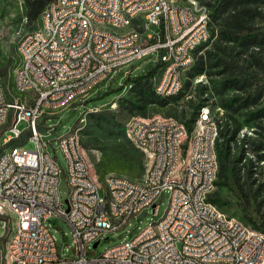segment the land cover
Masks as SVG:
<instances>
[{"label":"built area","instance_id":"obj_1","mask_svg":"<svg viewBox=\"0 0 264 264\" xmlns=\"http://www.w3.org/2000/svg\"><path fill=\"white\" fill-rule=\"evenodd\" d=\"M59 1L67 16H75V23L67 29L52 26L54 16L48 4L40 15L43 23L26 32L19 42L18 60L26 52H34V60L20 64L19 73H13L14 90L32 99V107L17 113L23 100H11L7 91L6 97H0V119L9 124L0 127L4 128L0 133V242L10 231L11 213L20 216L18 249L2 253L0 264H264V234L246 233L244 224L234 226L225 213L206 202V192H214L206 191L211 162L190 167L191 156L199 157L201 152L211 155L212 139H219L212 137V125H218L212 111L221 107L208 114V125L195 121L191 133L177 119L166 124V116L158 121L156 136H149L148 124L143 126L140 139L132 143L145 152L148 162H152L153 153L165 152L167 172L157 167L139 180L107 175L99 181L81 147L79 125L62 134L58 125L46 124L41 135H33L34 125L57 115L53 107L63 100V94L55 96L56 86H63V93L83 90L79 105L113 85L127 91L132 83L126 81L134 70L122 74L121 70L144 56L155 55L153 65L164 57H179V65L158 71L153 84L185 88L188 71L181 70V60L195 59V51L212 39L208 8L202 3L193 5L192 0H127L123 8L138 15V22L130 23L122 21V13L109 9L107 0ZM165 12H172V23H165ZM98 20L119 25V30L127 31V38L106 29L96 33ZM44 21H51V28L39 33ZM130 24H138L137 33H130ZM63 32H71L72 40H63ZM82 51H89V63L78 65ZM52 72L69 73V80H52ZM0 85L4 86L2 78ZM73 106L65 101L62 111ZM22 123H26L23 129ZM17 140L33 141L37 148L25 153L17 148ZM153 144H162V151H153ZM56 146L63 152L65 167L57 154L50 152L51 147L56 153ZM5 156H12L11 165H2ZM62 175L70 189L69 211L59 192ZM192 176H200L199 200H192L188 193ZM105 187H112V205L104 204ZM165 191L170 195L169 205L159 217L157 201ZM15 205H22V212H15ZM150 208L155 218L141 232L95 255L94 245L105 239V233L123 230ZM57 218L71 226V245H59L51 233L48 224ZM25 237H33V247H25Z\"/></svg>","mask_w":264,"mask_h":264},{"label":"trees","instance_id":"obj_2","mask_svg":"<svg viewBox=\"0 0 264 264\" xmlns=\"http://www.w3.org/2000/svg\"><path fill=\"white\" fill-rule=\"evenodd\" d=\"M53 1L22 0L27 23L38 22L44 9ZM197 1L209 10L212 39L195 51V64L187 72L184 90L191 88L192 78L197 76L204 75L210 80H217L212 81V86L199 85L200 88L196 91L200 93L202 100L193 109L189 119L186 118V111L179 109V106L173 107V113H169L168 117L185 123L191 133L196 128L195 121L199 120L203 106L213 104V108L221 107L225 110L224 116L216 119L220 127L222 126L216 142L219 171L216 188L210 194L209 201L222 210L230 207L232 200L223 195L221 190L234 185L243 198L244 211L255 205L259 214L264 206V201L261 200L264 192V107H258L263 102L264 91L257 88L253 70L261 66L259 57L264 53V33L258 31L256 26L264 0ZM214 40L213 52L206 50ZM159 67V64L153 65L145 74L126 81L132 83L130 97L124 99L120 106L131 114L129 119L134 116L148 117L147 110L150 106L165 109L172 103L171 100L181 95L180 93L175 97L165 98L156 95L153 78ZM7 74V68H0V76L7 78ZM214 98L218 99V104L210 102ZM95 116V113L91 114L90 120ZM97 119L104 122L101 115ZM78 122L79 120L76 124ZM245 124L257 128L254 129L253 138H240ZM117 135L123 136L122 144L118 151L104 154L103 160L96 165L97 174L100 177L105 176L110 171L112 156H121L130 159L138 178H142L147 170L145 152L131 142L127 132L125 135V127L123 133L118 131ZM186 149L187 144L184 146V154ZM250 153L252 155H248ZM248 220L252 222L251 219Z\"/></svg>","mask_w":264,"mask_h":264},{"label":"rangeland","instance_id":"obj_3","mask_svg":"<svg viewBox=\"0 0 264 264\" xmlns=\"http://www.w3.org/2000/svg\"><path fill=\"white\" fill-rule=\"evenodd\" d=\"M261 16L256 21V26L258 31L264 33V6L261 7ZM38 23H41L39 18L38 22L27 23L25 20V8L22 0H0V68H7L8 74L7 78H3L4 86L8 92L9 98L11 100H23L27 102L29 99H25V95L16 92L14 90L13 84V69L16 66L18 61V46L21 37L28 31L36 28ZM40 27V24H39ZM213 43L207 46L206 50L212 51ZM260 67H257L253 70L255 74V83L259 90L264 91V53H261L260 57ZM155 62V55L144 56L140 59H137L133 65L124 67L121 70V74L128 70H134L133 77H137L148 72ZM190 71V70H186ZM252 72V70H251ZM188 76V74H186ZM204 76V75H202ZM217 80V78L210 80V78H201L197 76L192 78V85L190 89H183L179 97L171 100L172 102L167 108H155L150 106L147 110L149 117L158 116L160 118H174L168 117L169 113H173V107L179 106V109L186 111V118L189 119L193 112V109L200 103L202 97L200 93L196 91L199 89V85H208L212 86V81ZM207 83V84H205ZM127 91H120V87L113 85L112 88L99 91L95 94L86 105H76L70 109L61 111L57 115H52L51 117H46L44 121L40 124V128H43L47 125L59 127V132L66 134L70 132L75 125L81 127V142L82 146L85 149L88 160L92 166L91 173L95 174L99 181H102L107 175L111 176H121L127 177L133 180H139L138 174L133 170L129 158L112 156V163L109 165L110 171L103 177H100L96 172V165L103 160V156L106 152H116L119 149V145L123 142V136L118 137V131L123 133L129 122V114L127 111L121 108V104L124 99L130 97V89ZM110 91V92H109ZM157 95V94H156ZM216 95V93H215ZM177 96V95H176ZM217 96V95H216ZM215 96V97H216ZM175 97V96H173ZM207 97V96H206ZM210 97L211 94H210ZM212 103H219L217 98L210 100ZM213 105V104H212ZM264 107V99L259 109ZM176 109V108H174ZM97 115L90 120L91 114ZM102 116L104 122H100L97 117ZM111 119V120H110ZM79 120L78 124L77 121ZM107 120V121H106ZM112 122V123H111ZM5 128H8L9 124L4 125ZM2 126V127H4ZM26 123H22L20 128H24ZM4 128H2L3 130ZM255 126L251 124H245L244 129L240 135V138L244 136L253 138ZM0 130V133L1 131ZM43 130V129H42ZM127 137V136H126ZM128 139V138H127ZM132 142V141H131ZM87 147V148H86ZM37 145L33 141H28L24 144L21 149L28 151H35ZM57 152L55 153L50 147V152L59 157V163L65 167L66 161L61 149L56 146ZM252 155V153L248 154ZM185 157V154L183 158ZM151 162H148L147 159V170ZM262 165V164H261ZM259 165V168L261 167ZM264 179V177H263ZM60 196L65 203L69 198L70 189L67 182V179L64 175L61 176L60 185H59ZM222 194L227 196L232 200V205L230 207L223 208V212L228 216L237 218L242 222L246 227L250 228L253 231H259L264 234V206L262 213L256 211L255 205L250 210L244 211L245 204L241 194L238 192L234 185H231L229 188H223L221 190ZM170 195L169 192L165 191L162 193L161 197L157 201L156 212L160 216H163L166 212L169 205ZM261 200L264 201V192L261 194ZM157 217V218H159ZM246 217V218H245ZM153 208H150L148 212H144L139 220H133L130 225H127L123 230L117 232H107L105 233L104 240L94 248L95 255H100L105 252L107 249L114 247L118 244H121L125 241L130 240L141 232L151 221L154 219ZM156 218V219H157ZM251 219L252 222H249ZM49 228L51 233L55 237L57 243L61 246L68 244L71 245L73 242V232L71 226L62 218L52 219L49 222ZM11 234V229L8 231L5 238L0 242V256L1 254H9L6 248V244L9 240ZM3 235V230L0 227V236Z\"/></svg>","mask_w":264,"mask_h":264},{"label":"bare ground","instance_id":"obj_4","mask_svg":"<svg viewBox=\"0 0 264 264\" xmlns=\"http://www.w3.org/2000/svg\"><path fill=\"white\" fill-rule=\"evenodd\" d=\"M176 1V0H169ZM193 5H200L201 3L197 0H192ZM127 0H107L109 9L113 10L115 13H122V21H129L130 23L138 22V15L136 12H131L130 8H123V4ZM49 8H52V26H59L60 29H67L72 26V23H75V16H67V9L65 7H60V1L54 0L49 4ZM41 23H43V16H40ZM165 23H172V12L164 13ZM46 28H51V21H44V24H40L39 33H46ZM106 29V32L110 34H119V38H127L126 30H119V25L117 24H108V20H98L95 23V32L103 33ZM138 32V24H130V33ZM63 40H72L71 32H63ZM34 60V52L22 53L19 57V60L16 63V66L13 69V73H19L20 64H29L30 61ZM89 63V51H82L78 55V65H85ZM160 65L158 71H167V68H172L179 65V57H164L163 61L158 63ZM195 64V59L181 60V70H190ZM1 78V77H0ZM52 80H69V73L62 72H52ZM207 84V83H205ZM184 87H171L170 89H165V87L160 86L159 84H154L155 93L162 97H173L178 95ZM63 100H58L57 105L53 107V114H59L62 109H65V101H71V105H78L83 98V90L72 89L67 90L63 93V86H56L55 96H62ZM0 97H6V90L4 86L0 85ZM32 107V99H29L27 102H23V105H17V113H24V108ZM213 106L206 104L201 108L199 115V125H208V114L211 113ZM225 110L223 109H214L212 111V119H217L223 117ZM165 120V118H160L158 116L154 117H141L134 116L131 118L127 124L126 132L127 136L131 139L132 142H137L141 134H143V126L148 124L149 136H156V127L158 126V121ZM221 121V120H220ZM216 122H218L216 120ZM6 124V119H0V127ZM135 124V125H134ZM166 124H174V118H166ZM40 125H34L33 135H41L43 133V128L39 127ZM134 127V131H131V128ZM222 127V126H221ZM220 125H212V137H219L220 135ZM196 129V128H195ZM218 139H212V153L208 155V152H201L198 156H191L190 167H200L203 165V162H211V175L210 178H206V191H214L216 188V181L218 178L219 171V161L217 155L216 142ZM26 144V140H17V148ZM81 142V147L82 146ZM153 151H162V144H153ZM34 151L25 150V153H33ZM89 162V160H88ZM12 156L2 157V165H11ZM90 163V162H89ZM160 172H167V164L165 162V152H156L153 153L152 162L149 165L147 173L150 172V169H157ZM199 183L200 176H192L190 178V184L188 186V193L192 200H199ZM212 192H206V202L209 201V196ZM103 200L105 205H112V187H105L103 193ZM212 209H220L218 206L211 202ZM15 212H22V205H15ZM221 213H224L220 209ZM226 219L231 221L234 226H241L243 224L237 218L228 216L226 213ZM11 229V234L9 240L6 244L8 253L12 251H17L19 245V236H20V216L18 213H11V221L8 222V230ZM244 231L248 234H256V231L251 230L250 228L244 225ZM8 233V232H7ZM6 233V235H7ZM25 247H33V237H25Z\"/></svg>","mask_w":264,"mask_h":264},{"label":"water","instance_id":"obj_5","mask_svg":"<svg viewBox=\"0 0 264 264\" xmlns=\"http://www.w3.org/2000/svg\"><path fill=\"white\" fill-rule=\"evenodd\" d=\"M66 204H67V211H69L70 207H69V201L68 200H66ZM98 244H99L98 242L95 243L94 248H96L98 246Z\"/></svg>","mask_w":264,"mask_h":264}]
</instances>
